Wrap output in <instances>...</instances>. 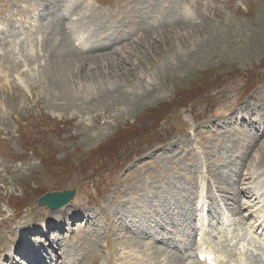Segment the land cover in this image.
<instances>
[{
	"label": "rangeland",
	"instance_id": "374dc122",
	"mask_svg": "<svg viewBox=\"0 0 264 264\" xmlns=\"http://www.w3.org/2000/svg\"><path fill=\"white\" fill-rule=\"evenodd\" d=\"M0 1L2 19L16 25L14 35L7 37L10 41L2 44L6 49L0 46V198L17 197L21 206L15 210L0 199V216L1 207L15 214L13 221L0 217L1 241L5 227L10 231L21 221L30 225L56 222L62 212L78 214L81 206L92 204L101 206L111 224L113 259L118 255L123 264H180L176 253L154 242L163 243L164 236L156 235L162 220L173 214L171 198L182 210L180 221L191 215L188 201L199 158L191 150V136L203 151L208 176L224 199L230 198L232 209L237 204L235 182L239 187L253 168L264 166V0H100L103 6L93 7V22L108 38L119 32L121 41L86 59L74 54L65 41L48 59L40 58L45 65L35 71L21 66L39 60L38 55L24 54L42 37L41 31L39 35L31 31L28 22H32L33 8H40L39 4L48 12L46 4L52 0ZM157 13L176 18L175 24L159 29L147 25L144 18ZM52 14H45L43 22V29L52 32L45 39L49 50L56 43L48 26ZM62 25L60 18L59 34ZM139 32L143 35L136 39ZM130 37L135 40L129 41ZM33 49L38 51L39 46ZM212 72L219 80L213 79ZM242 77L255 82L249 85V78L247 82ZM216 86L202 95L203 87ZM11 113L28 121L26 131ZM168 113L173 114L170 118L177 117L162 119ZM45 115L52 117L49 130L41 118ZM137 119L140 128L129 125ZM37 133L47 145L37 140ZM121 135L128 144L116 143ZM160 141L165 142L159 145ZM115 146L119 161L109 159ZM144 150V155L131 157ZM121 162L128 164L122 168ZM66 189H74V195L59 209L30 203L48 191ZM149 197L162 209L155 208ZM152 220L153 227L145 226ZM165 220L167 229L177 225ZM87 223L93 221L87 219ZM84 225L81 220L65 221L67 230L61 235L72 242L86 238L88 251L99 245L102 254L96 264L107 263V249L102 246L105 232L97 244ZM59 233L53 242L63 241ZM57 247L64 255L62 262L74 264L68 248ZM30 251L25 248L21 254Z\"/></svg>",
	"mask_w": 264,
	"mask_h": 264
},
{
	"label": "bare ground",
	"instance_id": "6f19581e",
	"mask_svg": "<svg viewBox=\"0 0 264 264\" xmlns=\"http://www.w3.org/2000/svg\"><path fill=\"white\" fill-rule=\"evenodd\" d=\"M68 1H70V0H67V2ZM68 8H71V5L70 4H66L65 5V9H68ZM46 9H48V5L46 4ZM65 13H66V11H65ZM54 14V13H53ZM51 22L53 23V22H56V20H55V18L52 16V18H51ZM10 35V33H4L3 34V36L4 37H7V36H9ZM71 36L72 37H75V39H74V41L75 42H80L81 44H82V46H83V48L81 49V50H83L84 49V44L85 43H87V39L85 38V36H84V34H82V33H80V32H76L75 31V29H74V26H71ZM4 37H2V38H0V39H4ZM1 45L3 44V43H0ZM98 45H100V44H97V43H92L91 44V47L93 48V49H96V47L98 46ZM103 47H107V45H102V47L101 48H103ZM74 48V47H73ZM73 48H71V51L74 53V54H76L75 53V51H74V49ZM76 50V49H75ZM98 50H100V49H98ZM32 51V50H31ZM52 51H55V48L54 47H51V50H49V53H51ZM77 51V50H76ZM33 52L34 51H32V52H29V55L30 56H33ZM46 52H48L47 50H46ZM78 52V51H77ZM89 52V51H88ZM88 52H87V54H88ZM80 54V53H79ZM36 55V54H35ZM81 55V54H80ZM240 115V117H241V115L242 114H239ZM249 121H250V119L249 118H247ZM236 122H238L239 120H235ZM198 122V121H197ZM194 140H195V136H194ZM196 141V140H195ZM165 142V141H164ZM163 141H160V142H158V144L160 145V143L162 144V143H164ZM202 150V149H201ZM145 150L143 151V153H139V154H136V155H144L145 153ZM203 152V151H202ZM261 155H264V153H263V151H262V153H261ZM260 161H262V159L260 160ZM253 171L251 172V177H250V174H248V176L245 178H243V179H246L247 180V182H245L244 183V181H242V182H239L240 183V186L239 187H237V182H235V184H236V191L237 190H239V188L241 187V185H245V186H243L242 188H241V191L242 192H246V195L247 196H249V195H251L250 193H253L254 195H255V197H254V199L255 198H260V197H262V199H260V200H258L256 203H254V207H253V209L255 210V205L257 204V203H259L260 205H258L257 207H256V210L257 211H259L260 212V217L262 218V220L264 219V169L262 170V169H255V168H253L252 169ZM206 173H207V169H206ZM247 174V173H246ZM249 177H250V179H253V180H255L254 181V183L253 184H250V179H249ZM215 187L219 190V188L217 187V185H215ZM220 193V192H219ZM219 193H218V195H219ZM218 195L217 196H215V199H217L218 198ZM223 196V195H222ZM224 198V197H223ZM236 198V197H235ZM254 199H252V200H254ZM259 201H261V202H259ZM243 203L246 205L247 204V201H243ZM93 207H96L97 208V210H98V213H101V214H103V216L105 217V219H106V225H105V229H106V231L110 234V232H111V224H110V222H109V220H108V218H107V216H106V214H105V212H104V210L101 208V206H99V205H96V206H93L92 204L91 205H86V206H84V207H82L84 210H90L91 208H93ZM241 208V202H240V197H239V194H238V191H237V204H235V207H234V209H232L231 208V210H234V211H237V210H239ZM60 211V210H59ZM71 216V215H70ZM69 216V217H70ZM81 216H83L84 218H85V220L87 221V219H89V220H92L93 221V224L94 223H96L97 222V219H96V216L95 215H91V216H89V215H87V216H85V215H81ZM69 219V218H68ZM70 220V219H69ZM54 227H51V226H49L50 228H59L60 227V225H59V222H58V224H56V225H53ZM48 227V228H49ZM62 227V226H61ZM47 228V229H48ZM59 232H60V230H59ZM58 231H57V233H59ZM37 234H41V235H43V233H41V232H37ZM59 235H60V233H59ZM35 240L34 241H36V242H34L33 241V243L31 244V242H28V244H17L13 249H11V247H10V243L9 242H7V241H5L1 246H0V255L1 254H4L5 256H4V258L2 259V261H7V262H9V264H17V262L15 263V262H13V259H12V256H11V253H15L18 249H19V253H18V255L20 256V258H22L23 260H24V262L25 263H27V261L29 262V263H27V264H47L46 262H45V260L43 259L44 258V256H43V253L44 254H46L47 252H46V245H44L43 243H42V240H41V238H39V237H33ZM52 238H54V236H52ZM52 238L50 239L51 241H55V240H52ZM59 238V237H58ZM30 240V238L29 237H27V235H23L22 237H21V240ZM43 241H44V243H47L48 244V241L49 240H47V237L45 238V239H43ZM57 241V240H56ZM37 243H40L41 244V247H40V245H38ZM55 243V242H54ZM57 244H56V246H58V245H60L61 243H59V241L58 242H56ZM26 245V246H25ZM62 245V244H61ZM66 245H67V248H68V251H72V248H71V246H69L67 243H66ZM48 247H50L51 248V246L48 244L47 245ZM25 248H30L31 249V251L28 253H24V254H21V250L22 249H25ZM58 248V247H57ZM158 248V247H157ZM80 250L81 251H84V247L82 246V242H81V244H80ZM61 251V250H60ZM60 254L62 255V256H64L61 252H60ZM22 255V256H21ZM56 255H58L57 254V252L55 253V250L52 248V251H51V255H50V257H51V260H54L55 258H56ZM100 255V250L97 248V247H94V251L92 252V254H90V255H88V256H86V258H85V261L82 263V264H88L89 262H92L93 260H95L98 256ZM146 255V257H148L147 256V254H145ZM61 256V257H62ZM72 256V255H71ZM142 258H144V256L142 255ZM237 259H238V257H237ZM67 260V259H66ZM178 260V262L180 263V264H183V260L179 257V259H177ZM0 262V264H5L4 262ZM71 261L72 260H70L68 263H71ZM117 264H123L119 259H118V262H117ZM162 264H167V263H162ZM188 264H191V263H188ZM233 264H234V262H233Z\"/></svg>",
	"mask_w": 264,
	"mask_h": 264
},
{
	"label": "water",
	"instance_id": "95a60500",
	"mask_svg": "<svg viewBox=\"0 0 264 264\" xmlns=\"http://www.w3.org/2000/svg\"><path fill=\"white\" fill-rule=\"evenodd\" d=\"M69 193L70 192H65V191L48 193L42 198H40L38 201L41 203H46L50 207L59 206L65 203L71 197V193L70 196Z\"/></svg>",
	"mask_w": 264,
	"mask_h": 264
},
{
	"label": "trees",
	"instance_id": "16d2710c",
	"mask_svg": "<svg viewBox=\"0 0 264 264\" xmlns=\"http://www.w3.org/2000/svg\"><path fill=\"white\" fill-rule=\"evenodd\" d=\"M249 89V88H248ZM248 89H246L245 91H248ZM111 151V150H110ZM112 152V154L110 155V160L112 159L111 157H115L116 158V154L113 152V151H111ZM108 158V157H107Z\"/></svg>",
	"mask_w": 264,
	"mask_h": 264
}]
</instances>
